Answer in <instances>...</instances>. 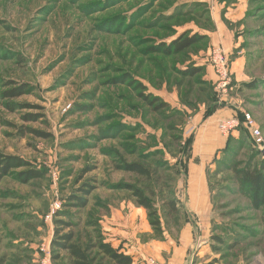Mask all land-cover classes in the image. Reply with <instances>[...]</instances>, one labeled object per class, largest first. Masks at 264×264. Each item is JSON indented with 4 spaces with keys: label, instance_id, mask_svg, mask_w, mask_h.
<instances>
[{
    "label": "rangeland",
    "instance_id": "obj_1",
    "mask_svg": "<svg viewBox=\"0 0 264 264\" xmlns=\"http://www.w3.org/2000/svg\"><path fill=\"white\" fill-rule=\"evenodd\" d=\"M194 1L0 0V151L25 158L43 173L26 185L14 176L0 184V257L8 264H38L44 244L51 245L53 264H72L67 252L52 246L61 236L58 229L74 232V244L89 248L92 264H110L94 246L129 244L117 239L116 218L136 212L141 231L150 223L121 184L139 188L157 207L162 232L152 238L163 239L165 228L177 238L189 225L185 214L167 217L161 198L169 191L183 203L185 176L178 174V163L182 156L187 160L190 125L210 96L219 102V93L211 79L209 35L208 42L181 54L158 50L183 32H214L230 71L233 62L242 63L239 81L231 73L224 106L249 114L264 136V0H201L209 9L205 17L192 10L170 20L176 6L192 7ZM191 66L204 71L194 78L179 75ZM10 81L27 84L29 93L4 100ZM252 82L255 88L245 87ZM7 103L18 110L9 111ZM31 114L40 118L25 122ZM24 128L49 137H23ZM244 130L248 141L236 136L247 143L232 144L208 168L215 232L223 234V250L234 246L224 255L210 254L209 264H264V207L252 208L230 171L260 168L264 159ZM120 161L147 166L153 179L117 170ZM74 198H86L87 207L78 208Z\"/></svg>",
    "mask_w": 264,
    "mask_h": 264
},
{
    "label": "trees",
    "instance_id": "obj_2",
    "mask_svg": "<svg viewBox=\"0 0 264 264\" xmlns=\"http://www.w3.org/2000/svg\"><path fill=\"white\" fill-rule=\"evenodd\" d=\"M162 1V0H160ZM169 2V0H167ZM188 7V10L186 8ZM200 9V12H197ZM148 12L150 9H146ZM192 10H194V13H197L199 17L203 18L208 13L209 9L207 6L203 3H193L192 7L191 5L186 6L185 5H178L173 10V16L170 20L180 19L184 17L185 15L189 14ZM145 12V13H146ZM212 21V20H211ZM208 36L200 33H193V31L188 30L183 32L180 36L170 40L167 42V44L162 43L159 45L158 50L160 49L163 53H165L167 56H172L175 54H181L195 46H198L205 41L208 42ZM204 71V68L201 66H191L186 68L185 70H179V75L183 78H194L198 75H201ZM129 79V78H128ZM255 81V80H254ZM9 86H12L10 90H6L2 93V97L4 100L6 99H16L19 97H22L29 93V89L27 84L24 85H17L16 82L10 81ZM257 86L256 82H252L250 84H246L245 87L253 89ZM141 97L144 98L148 102V98L144 96V94H141ZM210 102L204 103L206 106V111L204 118L208 119L210 116H212L217 108L218 105V99L215 98V95L210 96L209 98ZM155 101L148 102L150 105H154ZM5 107L11 111L15 112L17 111L16 105H13L12 103L5 104ZM164 107V106H162ZM233 117H238L240 120H244V115L239 113V111L233 115ZM40 118L39 115H27L24 117L25 122H35L38 121ZM241 129H245V127L242 125L241 128H239L237 131H235L237 134H242L244 139L248 141V137L246 136L245 130L241 132ZM28 134L35 135L39 138H48L49 135L42 133L40 131L31 129V128H24L23 132L21 133V136H26ZM244 139L238 138V136L230 135L226 140V146L224 149L221 150L220 154H227L230 153L232 149V144H242L245 142ZM188 148V156L187 160L183 163V156L179 160L178 163V174L187 176V164L189 162V159L191 157L192 152V146L194 143V136H189L186 140ZM242 142V143H241ZM253 147V145L251 144ZM254 148V147H253ZM187 154V153H186ZM256 156H260L259 152ZM218 161L216 158L212 164ZM182 163L184 164V167L182 168ZM116 169L125 171L127 173H133L136 174L142 178H145L147 180L153 179V174L147 166H144L140 163H128L124 161H120L116 164ZM234 174L235 180L238 184V189L240 193L244 196H247L248 199L251 201L252 208L256 211L262 209L264 207V159H262L260 168L253 167L251 165H246L245 168H230ZM24 170V171H21ZM14 176L19 182L22 184H29L30 182L34 180L41 179L43 177V173L37 169H34L32 164L26 160L25 158L17 155H7L0 151V184L2 181L7 177ZM119 187L123 190L130 191L133 195V197L136 199V203L140 208H143L148 213V220L150 221V227L153 230L154 233H159L161 230V220L158 218V209L155 206V204L150 200L139 188L134 187L133 185H124L121 184ZM210 188V185H209ZM211 192V188H210ZM85 195H89L88 191L84 192ZM212 197V203H213V195L211 192ZM75 201H77V207L78 208H86L88 205V200L86 198H74ZM162 207L164 209H167V217L171 215V213H174L175 215H181L186 213V209L183 206V204H179V202L176 200L174 195L167 191V197L163 196L161 198ZM180 205V206H179ZM213 211L214 206H213ZM173 216V215H172ZM166 217V218H167ZM61 226L67 227L66 229H70L74 227L72 223H65L62 221L57 222ZM216 224L215 220L212 221L211 226V248L214 254L217 255H224V251L232 250L234 249V246L228 247L227 250H223L226 248L225 246V240L224 237L221 235H216ZM181 228V225H180ZM63 229V228H61ZM182 229V228H181ZM164 234H172V232L165 228L163 229ZM162 232V230H161ZM57 236L59 238L55 240L52 244L53 247L57 248L60 252H67L71 259L73 260L72 264H92L90 258L88 257V249H82L78 245L74 244V232H69L68 234L63 235L60 229L57 230ZM94 248L99 250V253L103 255V257L110 262V264H133V259L129 256H127L121 247L115 248L110 243H104L100 242L99 244L95 245ZM0 264H8L5 257H0ZM39 264V263H38Z\"/></svg>",
    "mask_w": 264,
    "mask_h": 264
},
{
    "label": "crops",
    "instance_id": "obj_3",
    "mask_svg": "<svg viewBox=\"0 0 264 264\" xmlns=\"http://www.w3.org/2000/svg\"><path fill=\"white\" fill-rule=\"evenodd\" d=\"M198 1L201 0H195L192 3H201ZM226 29L228 28L226 27ZM207 33L206 35H209L213 41V47L222 46L218 44L214 32L208 31ZM226 43V49L231 51L232 43L229 42L228 37ZM223 49L225 50V48ZM236 62L238 63L234 64L233 62L231 64V73H235L239 81L241 70L238 71L237 69L242 63L238 60ZM211 79L213 81L216 79V84L217 77L215 73ZM205 111L206 106L201 108V111L197 114L198 116L190 125L194 129V132L190 135L194 136V143L187 164L185 193L182 203L190 223L182 230L180 236L177 235V238H175V236L165 233L161 240L152 238L153 230L149 223L148 228L143 231L138 228L136 212L132 216L122 214L114 222L117 239L120 242H129V244L118 247H121L123 252L133 259V264H147L149 258L156 259L160 264H209L211 261L209 255L213 251L210 237L214 211L207 172L212 161L219 157L221 150L226 146L227 138L218 132V124L223 120L232 118L236 111L219 105L215 113L208 119L204 118ZM201 123L205 124L198 128ZM235 133L233 132L232 135L236 136L237 133ZM144 233L145 238L140 235Z\"/></svg>",
    "mask_w": 264,
    "mask_h": 264
},
{
    "label": "built area",
    "instance_id": "obj_4",
    "mask_svg": "<svg viewBox=\"0 0 264 264\" xmlns=\"http://www.w3.org/2000/svg\"><path fill=\"white\" fill-rule=\"evenodd\" d=\"M209 60L213 71L217 77L216 91L219 93V105L224 106L227 102L226 99L232 90L231 71L229 66L228 55L222 46L212 47L209 54ZM225 102V103H224ZM244 126L254 141L255 146L262 152L264 150V136L258 126L249 114L244 115V120L238 117H232L221 121L218 124L220 133L224 136H229L241 126ZM49 216L48 219H51ZM41 258L39 264H53L52 261V248L51 245H42L40 248ZM147 264H160L154 258H149Z\"/></svg>",
    "mask_w": 264,
    "mask_h": 264
},
{
    "label": "water",
    "instance_id": "obj_5",
    "mask_svg": "<svg viewBox=\"0 0 264 264\" xmlns=\"http://www.w3.org/2000/svg\"><path fill=\"white\" fill-rule=\"evenodd\" d=\"M262 156L264 157V150L261 152Z\"/></svg>",
    "mask_w": 264,
    "mask_h": 264
}]
</instances>
